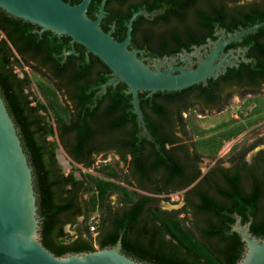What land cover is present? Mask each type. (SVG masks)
Segmentation results:
<instances>
[{"label": "flooded vegetation", "instance_id": "flooded-vegetation-1", "mask_svg": "<svg viewBox=\"0 0 264 264\" xmlns=\"http://www.w3.org/2000/svg\"><path fill=\"white\" fill-rule=\"evenodd\" d=\"M101 1L93 11L94 17ZM251 5L264 7V0H105V14L100 25L106 31L110 30L117 40H123L128 20L132 14L141 11L132 23L129 48L137 50L138 55L150 66L158 60L162 61L161 68L167 67L169 62L183 66L188 58L194 66L197 58L191 53L198 51L205 56L209 51L208 45L212 46L218 40L221 31L227 34L237 30L229 24L230 15L237 8L239 10ZM218 12L226 15L224 24L219 21L206 22L203 18L204 15L214 16ZM125 19L126 27L123 30L120 21ZM26 27L29 29L22 37L12 31L9 39H6L10 48L9 66L19 79L28 78L26 68L38 73L49 82L62 101V112L53 116L47 104L38 102L27 88L21 89L28 107L37 103L44 106L33 111L52 125L53 133L44 139L55 144L49 146L55 164L64 175L72 172L73 178L80 180L79 183L75 182L78 206L80 201L87 200L88 190L85 189V176H76L74 172L77 165L84 167L81 162L87 158L94 161L96 157L106 159L110 156L118 157L123 163L122 172L117 169L108 172L118 175L123 185L118 186V191L111 188L105 194L106 202L98 220L102 225L98 226L96 235H100L107 243V237L115 231V222L124 210L141 205L136 224L154 218V213L159 212L176 219L181 225L185 223L183 227L206 245L214 246L213 241L202 231L207 220L228 221L229 232H235L239 237L232 230L239 218L240 224L250 222L249 229L253 235L264 238V231L255 232L252 229L254 220L264 221V133L248 140V144L242 147L231 144L226 151L216 156L218 144L215 142H218L219 136L211 135L212 145H205L201 138H194L190 121L194 115L206 117L221 112L234 95L241 97L264 91V79L249 81L244 75V67L256 60L243 37L223 49L222 56L227 55L232 65H227L225 71L216 77L208 78L206 83L194 84L180 91H164L160 95L157 92H140L142 123L134 111L132 95L128 93L127 86L121 88L124 96L119 95L115 99L117 106L114 114H110L112 97L108 87L116 86L118 82L103 87L111 73L109 69L108 72L105 70L95 55L87 52L81 44L62 37L64 35L41 30L33 24L24 25ZM190 31L197 33V39L191 37ZM207 31L210 34L206 35ZM0 37L5 38V34L1 33ZM202 45L206 46L199 48ZM232 67L237 71L230 70ZM104 76L106 80L101 81ZM128 95L130 105L126 102ZM86 99L89 100V114L85 115L84 122L93 134L86 135L85 139L92 145L89 152L81 153L73 150L72 143L76 140L79 116L84 112ZM115 115L120 117L111 121L110 117L115 118ZM16 130L18 134L17 127ZM59 148L61 155L69 160L65 159L70 167L67 172L63 171L57 158ZM69 152L83 161H74ZM138 156L143 159L139 166ZM109 178L107 181L116 180L115 177ZM120 188L130 191L132 197L124 198L123 193L119 194ZM239 190L249 197L250 210L246 218L235 209V196ZM169 199L172 201L171 210L162 209L160 201ZM222 207L225 210L221 211ZM76 210L60 217L64 221L62 227L65 236L70 234L66 230L67 226L73 232L72 239L85 229L84 207L81 205L80 213H76ZM118 238L121 240L120 235ZM164 238H169V234L164 235ZM244 249L243 245L241 253ZM127 256L145 264H154L151 259Z\"/></svg>", "mask_w": 264, "mask_h": 264}, {"label": "trees", "instance_id": "trees-1", "mask_svg": "<svg viewBox=\"0 0 264 264\" xmlns=\"http://www.w3.org/2000/svg\"><path fill=\"white\" fill-rule=\"evenodd\" d=\"M79 1L70 0L69 3L76 4ZM99 1L91 0L87 8V14L91 18H94L93 11L98 6ZM234 14H237V16ZM234 14L230 15L232 17H230L231 21H229V24H232L238 30L241 27H248L264 20V7H258L257 5L241 7L239 10L237 8ZM203 18L206 22L219 21L221 24L226 22V15L222 12H218L214 16L204 15ZM127 19L120 21L123 30H125ZM26 24L32 25L23 19L10 16L0 9V35L1 33L5 34V38L0 37V94L9 115L18 129V136L32 169L33 187L36 195L40 225L39 240L43 246L56 256H62L66 253L92 251L95 249L93 248V239L89 225H86L91 207L88 200L80 201L81 204L78 206L76 199L77 188L75 182L79 183L80 180L74 179L72 172L64 175L55 164L52 150L49 148L50 145L55 146V144L53 141L47 142L44 139L46 135L53 133L52 125L43 116L37 115L33 111L44 106L39 103L33 107L27 106L28 101L25 100L21 89L22 87H28V78H16L9 66L10 48L6 39L12 31L22 37L26 29H29L27 27L24 28ZM48 33L50 34L51 32ZM190 34L194 40L197 39L198 35L195 31H190ZM205 34H210V31L205 32ZM62 37L69 39L66 35ZM243 41L249 44L250 50L256 60L248 64L249 66L246 65L244 67V75L249 81L257 78L264 79V26L259 27L255 32L243 36ZM48 54L52 56L50 52ZM101 64L108 72L107 66L102 62ZM230 70L237 71L233 67ZM104 80H106L105 76L101 81ZM125 86L122 82H118L116 86L110 85L108 87L112 97L110 114H114V108L117 106L115 99H118L119 95L124 96L121 88ZM157 94L160 95L161 92H157ZM129 98L130 95L127 96L126 102L130 105ZM140 98L143 100L142 94H140ZM88 101L87 99L84 101V112L79 116L76 140L72 143L75 152L87 153L92 145V143L87 142L85 139L86 135L93 134V132L91 134L89 127L84 122L85 115L89 114ZM158 106L161 108L160 104ZM118 117L120 116L115 115V118L110 117V120L115 121ZM69 153L74 161H83L76 157L75 154ZM137 160V166L142 164V157L138 156ZM93 162L92 158H87L85 162L81 163H83L84 167H90L93 165ZM108 176L117 177L118 175L108 173ZM113 186L114 184L107 180H100L95 185L100 196L107 193ZM89 188V185L85 186L86 191H89ZM231 196L234 195L231 194ZM235 197L237 200L235 209L246 218L247 211L250 210L248 195L239 190ZM81 205L84 207L85 229L78 232L76 238L70 242L61 241V238L66 237V233L62 227L64 221L60 217L62 214L70 213L74 209H77L76 213H80ZM141 208V205H133L124 210L122 216L115 222V231L107 237V243L100 235H96L95 241L98 247L103 248L105 245L113 246L120 235L122 251L124 253L135 258L151 259L154 264H236V260H240L242 257L243 253L241 252L243 251L244 244L235 232H229L230 225L228 221H206L202 231L210 241H213L214 246H210L202 241L200 242L179 221L172 217L164 216L159 212L154 213V218H150L140 225L136 224ZM223 210H225L224 207H222L221 211ZM101 225L102 223L99 224V226ZM252 225L253 231H264V221L254 220ZM167 234H169V238H164V235Z\"/></svg>", "mask_w": 264, "mask_h": 264}, {"label": "water", "instance_id": "water-1", "mask_svg": "<svg viewBox=\"0 0 264 264\" xmlns=\"http://www.w3.org/2000/svg\"><path fill=\"white\" fill-rule=\"evenodd\" d=\"M90 2L80 0L71 4L64 0H0V9L41 30L66 35L72 43L81 44L87 52L98 57L111 73L103 87L116 82L124 83L132 95L137 118L142 123L140 92L180 91L194 84L206 83L208 78L216 77L225 71L227 65H232L227 55L222 56L227 44L240 41L246 34L264 26L262 20L227 34L221 31L212 46L206 44L209 51L205 56L198 51L191 53L197 58L196 65L192 66L188 58L183 66L169 62L167 67L161 68V60L150 66L138 55L137 50L128 46L133 20L141 11L132 14L127 23L126 35L119 41L110 30L106 31L100 25L105 14V0L101 1L94 18L87 14ZM142 126L145 129L144 124ZM249 225L250 222L240 224L237 218L232 227L245 247L236 264H264V238L253 235ZM39 236L32 169L0 95V264H145L121 251L120 238L111 247L56 256L41 244Z\"/></svg>", "mask_w": 264, "mask_h": 264}, {"label": "rangeland", "instance_id": "rangeland-1", "mask_svg": "<svg viewBox=\"0 0 264 264\" xmlns=\"http://www.w3.org/2000/svg\"><path fill=\"white\" fill-rule=\"evenodd\" d=\"M26 71L28 72V92L31 93L38 102L47 104L50 108V113L53 116L62 112V108H64L61 105L62 101L59 99L49 82L38 73L33 72L30 68H26ZM18 73L19 75H22L21 71H18ZM190 121L191 127L194 130V138H201L205 145H212V141L210 140L211 135L219 136L218 142H215L218 144L216 156L226 151L231 144H233V146L242 147L248 144V140L256 137L258 134L264 133V91L260 90L253 94H246L241 97L234 95L232 100L223 107L221 112L212 113L206 117H203L202 115L201 117L199 115H194L193 117H190ZM204 149L203 151H205ZM215 151L216 150H214L213 153ZM61 153L62 152L59 148L57 150V158L60 161L63 171L67 172L70 169L69 164H67V161L69 160L66 156L65 158L62 157ZM112 169H117L120 172L124 169L123 163L119 161L116 156H110L106 159L96 157L93 165L89 168L77 165L74 169L76 176H85L87 185L90 187L86 198L91 207V212L86 221V225L100 220L101 218L102 208L106 202V193L100 196L95 185L100 180H107L109 178L108 172ZM115 179L116 180L112 182L114 184L113 191H118V186L121 187L123 184L120 177L117 176ZM120 191L119 194L123 193L124 198L129 199V197H132L130 191H126L124 188H120ZM108 199L109 197L107 200ZM171 203V199L162 200L159 205L162 209L171 210ZM99 224L100 222H98V226ZM183 225L185 226V223ZM66 230L70 234L61 238V241L70 242L72 240L71 237L73 232L69 231L67 226ZM91 237L94 243L96 234H91ZM93 248H99L97 242H95Z\"/></svg>", "mask_w": 264, "mask_h": 264}, {"label": "built area", "instance_id": "built-area-1", "mask_svg": "<svg viewBox=\"0 0 264 264\" xmlns=\"http://www.w3.org/2000/svg\"><path fill=\"white\" fill-rule=\"evenodd\" d=\"M98 220L97 221H94V222H91L89 224V230H90V233L91 234H96L97 232V229H98ZM96 242V241H95ZM95 242L93 243V245L95 246Z\"/></svg>", "mask_w": 264, "mask_h": 264}, {"label": "bare ground", "instance_id": "bare-ground-1", "mask_svg": "<svg viewBox=\"0 0 264 264\" xmlns=\"http://www.w3.org/2000/svg\"><path fill=\"white\" fill-rule=\"evenodd\" d=\"M63 157V156H62Z\"/></svg>", "mask_w": 264, "mask_h": 264}]
</instances>
